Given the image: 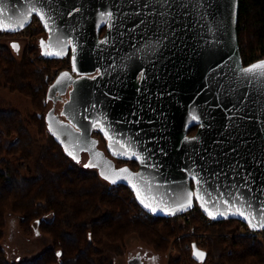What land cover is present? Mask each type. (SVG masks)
I'll use <instances>...</instances> for the list:
<instances>
[{
  "label": "water",
  "instance_id": "1",
  "mask_svg": "<svg viewBox=\"0 0 264 264\" xmlns=\"http://www.w3.org/2000/svg\"><path fill=\"white\" fill-rule=\"evenodd\" d=\"M239 12L240 0H0V29L21 30L37 15L47 32L43 50L55 58L70 53L72 69L55 81L59 93L69 92L60 112L66 120L49 118L69 134L72 154L81 144L93 147L92 131L100 127L98 77L86 73L144 70L159 80L163 120L120 124L131 142L121 155L140 168H108L111 181L129 185L148 213L171 217L199 206L214 220L237 218L262 229L264 58L244 63ZM62 28L71 30V46ZM134 40L146 42L145 60L132 56ZM106 134L116 153L120 142ZM129 262L141 264L138 256Z\"/></svg>",
  "mask_w": 264,
  "mask_h": 264
},
{
  "label": "trees",
  "instance_id": "2",
  "mask_svg": "<svg viewBox=\"0 0 264 264\" xmlns=\"http://www.w3.org/2000/svg\"><path fill=\"white\" fill-rule=\"evenodd\" d=\"M238 33L245 64L264 55V0H240ZM17 47L0 41V90L29 98L34 113L25 117L0 103V240L6 215L14 212L26 233L38 224L53 245L36 259L10 263L0 244V264H115L104 242L126 244L131 235L159 255L170 254L168 264H264V238L233 232L241 220L210 219L199 206L155 216L128 185L103 180L94 166L84 168L49 118L48 102L57 93L51 67L58 59L42 46L30 49L34 58L28 51L19 59Z\"/></svg>",
  "mask_w": 264,
  "mask_h": 264
},
{
  "label": "flooded vegetation",
  "instance_id": "3",
  "mask_svg": "<svg viewBox=\"0 0 264 264\" xmlns=\"http://www.w3.org/2000/svg\"><path fill=\"white\" fill-rule=\"evenodd\" d=\"M107 29L108 21L100 28L99 36L101 38L106 34ZM70 31L62 28L60 37L64 39L67 36V43L71 46L73 38ZM132 42L135 43L131 48L132 56L138 60H145L148 53L146 42L144 40H134ZM111 43L112 45H117L121 42L113 41ZM103 52L104 50L101 53L103 54ZM108 55L110 54L108 53ZM111 56L113 57V55ZM130 74L118 71H105L103 69L86 73L87 76L98 77V123L100 127L92 131L93 147L88 144H81L76 150H73L75 152L73 155L83 159L84 154H86L88 160L93 159L95 162L92 165H95L94 167L99 172L101 178L111 184L125 183H113L108 175V168L113 171L126 169L137 171L140 168V162L136 158L122 156L128 153L126 151H129L131 147V142L125 143L127 139L122 135V133L126 132L124 129L132 123L141 125L159 124L164 117L162 111L164 106L161 103L163 96L158 93L159 89L154 86L159 80L150 78L149 74L144 70L135 72L133 75ZM72 75L78 76L79 74L72 72ZM56 92L53 98L51 116H57L62 120H66V117L61 115L60 112L63 103L69 97V92L59 93L57 90ZM120 124H122L124 129L120 128ZM197 128V125L192 126L188 134H195ZM105 130L111 133L112 136H115L120 142V144L115 146L117 154L110 149L108 144L109 139ZM63 132L69 138V134L62 130L61 133ZM141 139L146 140L143 137Z\"/></svg>",
  "mask_w": 264,
  "mask_h": 264
},
{
  "label": "rangeland",
  "instance_id": "4",
  "mask_svg": "<svg viewBox=\"0 0 264 264\" xmlns=\"http://www.w3.org/2000/svg\"><path fill=\"white\" fill-rule=\"evenodd\" d=\"M27 37L20 36H10L0 38V41L5 43L16 42L18 45V50L15 53L16 56L21 59L24 52L28 53L27 47ZM258 59H262L260 56ZM257 60V59H256ZM62 61H55L51 67H60ZM54 100L50 97L48 102V109L53 107ZM0 103L2 106H9L20 109L25 117H30L34 113L32 107V102L29 98L24 96L19 92H12L9 89L0 90ZM33 134L38 138V129L36 126L30 127ZM56 136L60 138L63 142L68 144V136L63 133H57ZM40 137V136H39ZM42 142H45L47 137H40ZM40 141V142H41ZM68 147V146H67ZM39 147L37 150L39 151ZM88 157L84 154L83 159L80 164L84 168L93 167L94 160L90 159L87 161ZM34 162L31 164L33 165ZM91 165V166H90ZM95 166V165H94ZM6 227L4 228V236L0 240V244L6 250L7 260L10 263L19 262L21 260H33L41 255L46 249L52 247L53 238L38 229V224L35 226V231L33 233H26L25 230L20 225V216L14 212H8L6 215ZM241 229L239 226L233 230L234 233H240ZM103 249L106 251V255L111 258L115 264H130L129 260L131 257H139L141 264H168L170 259V254L159 255L148 246L146 243L142 242L137 236L131 235L125 243L118 242L112 243L106 241L103 244ZM170 253V251H169Z\"/></svg>",
  "mask_w": 264,
  "mask_h": 264
},
{
  "label": "built area",
  "instance_id": "5",
  "mask_svg": "<svg viewBox=\"0 0 264 264\" xmlns=\"http://www.w3.org/2000/svg\"><path fill=\"white\" fill-rule=\"evenodd\" d=\"M22 36L27 37V47L28 51L32 52V57L36 51H30L31 48H41L43 38H46V29L42 22V20L34 15L30 21V23L22 28L21 30L15 32H9L6 30L0 29V38L10 37V36ZM264 58V55L261 56ZM34 58V57H33ZM58 61H62V66L53 67L54 69L51 71V78L55 81L61 72L65 70L71 69V56L67 55L65 57L59 58ZM200 208V207H199ZM211 219V218H210ZM239 228L241 229L240 234L252 236L255 238H264V228L257 229L249 225L247 222L241 221L239 223Z\"/></svg>",
  "mask_w": 264,
  "mask_h": 264
},
{
  "label": "snow or ice",
  "instance_id": "6",
  "mask_svg": "<svg viewBox=\"0 0 264 264\" xmlns=\"http://www.w3.org/2000/svg\"><path fill=\"white\" fill-rule=\"evenodd\" d=\"M108 15L111 16L112 13H108ZM245 71H252V69H246ZM151 210H152L153 212L156 211L155 208H152ZM253 227H255V225H253ZM261 227H264V224H261ZM196 255H197V256H203V253H199V252H197Z\"/></svg>",
  "mask_w": 264,
  "mask_h": 264
}]
</instances>
